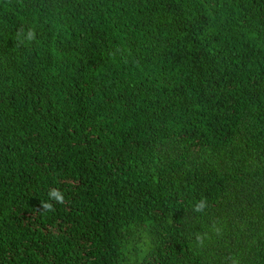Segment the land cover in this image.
I'll return each instance as SVG.
<instances>
[{
  "label": "trees",
  "instance_id": "obj_1",
  "mask_svg": "<svg viewBox=\"0 0 264 264\" xmlns=\"http://www.w3.org/2000/svg\"><path fill=\"white\" fill-rule=\"evenodd\" d=\"M0 264H264V0H0Z\"/></svg>",
  "mask_w": 264,
  "mask_h": 264
},
{
  "label": "clouds",
  "instance_id": "obj_2",
  "mask_svg": "<svg viewBox=\"0 0 264 264\" xmlns=\"http://www.w3.org/2000/svg\"><path fill=\"white\" fill-rule=\"evenodd\" d=\"M50 196L53 197V198H55V200H56L58 203H63V197H62V194H59V193L56 192V191H52V192L50 193ZM42 207H43L44 209H46V210H49V211L52 210L51 205L48 204V203H45L44 205H42Z\"/></svg>",
  "mask_w": 264,
  "mask_h": 264
}]
</instances>
